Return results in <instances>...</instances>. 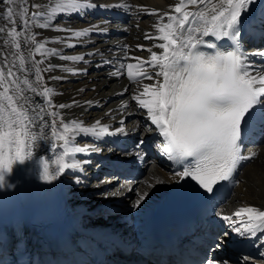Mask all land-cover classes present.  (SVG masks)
<instances>
[{
    "label": "snow or ice",
    "instance_id": "obj_1",
    "mask_svg": "<svg viewBox=\"0 0 264 264\" xmlns=\"http://www.w3.org/2000/svg\"><path fill=\"white\" fill-rule=\"evenodd\" d=\"M6 5H15L16 0H4ZM28 0H22L15 9L7 7L4 17L15 25L18 17L22 22V31L17 32L12 27L7 35L19 54V69H24V56L20 52L18 40L23 32L33 25L47 27L48 24H37L38 18L44 15L41 11L29 13ZM256 0H179L173 7L171 15L164 13L170 21L167 24H156L160 36H145V39H159L163 43L153 47L162 49L157 52L147 49L151 56L149 60H140L158 71L133 72V64H127V76L131 80L139 78L156 79L155 83L143 85L142 92L133 96L137 104L147 110V116L163 137L162 151L168 159L183 166L176 173L179 179L191 178L206 193H213L220 182L229 181L237 171L242 160H251L256 153L242 155L243 132L257 108H264V68L256 69L247 61V56L241 51L239 42L240 26L243 17L251 11ZM189 5L198 6V10H186ZM210 5V9L206 10ZM98 5L87 0H56L52 11H79L82 8H94ZM100 7H126L124 4L99 5ZM32 8L41 6L32 4ZM51 8V6H50ZM209 12L211 13L209 15ZM202 22V26H194ZM97 26L84 28L73 32L80 37L86 35ZM106 31L105 28H99ZM0 32H6L0 28ZM224 38L232 42L229 48H222L216 43ZM36 43L35 37L29 35L26 41ZM9 43V41H4ZM138 47H141L138 45ZM44 49L42 43H37L35 52ZM211 49L212 51H205ZM54 53L55 50H52ZM29 55H33L29 53ZM264 57V50L253 53ZM64 59L79 61L84 57L77 55ZM7 63V61H5ZM39 63V62H36ZM15 62L7 69L8 79L5 80L3 69H0V187H12L3 179L11 172L14 163H24L33 157V146L38 141L47 140L57 153L58 162L55 169H49L47 163L43 166L40 178L47 183L59 179L68 169H82V162L77 160V153H86L88 146H77L78 135H91L97 138L104 135L126 134L123 126L109 131V126L97 120L90 126L83 122L72 120L64 122L60 112L52 111V102L46 100L47 108L34 104L24 95L25 91L36 92V87L25 79L21 86L19 78L12 71ZM35 67V63L33 64ZM123 65L111 75L119 76ZM50 70V69H48ZM70 70V69H69ZM37 85L42 81L41 70L35 67ZM53 79H56L53 77ZM56 95L52 89L45 88L39 95ZM74 103H76L74 101ZM86 103H91L88 101ZM60 104L57 109L71 107ZM45 117L55 119L47 120ZM59 120V128L57 126ZM123 124V121L121 122ZM51 130V136L47 130ZM56 141L62 143H55ZM142 143V142H141ZM87 164L88 161H83ZM81 181L77 180V183ZM148 192L138 193L134 207H139L149 196ZM235 217V219H234ZM221 218L229 223L232 231L239 235L250 234L262 239L264 246V210L255 206H243L231 215ZM258 233L261 235L258 236ZM217 247H220L217 244ZM247 260L248 258H244ZM207 264H226V262L210 259Z\"/></svg>",
    "mask_w": 264,
    "mask_h": 264
},
{
    "label": "bare ground",
    "instance_id": "obj_2",
    "mask_svg": "<svg viewBox=\"0 0 264 264\" xmlns=\"http://www.w3.org/2000/svg\"><path fill=\"white\" fill-rule=\"evenodd\" d=\"M264 0H256L252 5L251 11L244 17H249L253 13L264 14L262 9ZM22 0H16L15 5H6L4 0H0V28H5L6 32H0V69H3L5 80L8 79L7 69L15 62L16 67L12 71L19 78V82L23 88L27 86L23 81L27 79L36 92L25 91L31 102L39 104L43 108H47L46 100L51 99L52 111H59L64 117V122L72 120L81 121L85 126L92 125L95 121H101V124L108 125L109 129H116L123 126L126 131L131 128L138 132L150 134L156 130L155 125L147 116V110L141 108L133 96L142 92L143 85L155 83L152 80L144 78L139 81L131 80L127 76V64L134 65L132 71L152 70L158 71L159 68H152L146 65L141 67V60H149L150 52H157L159 55L163 50L153 47L159 43H163L159 39H145V36L151 35L158 37L161 35L154 27L156 24H167L170 21L165 16L163 21L160 17L164 13L177 15L173 11V7L179 0H87V2L95 3L98 6L94 8H82L79 11L69 10L67 12L52 11L56 7V0H28L27 6L29 13L32 11H41L44 13L38 18L37 24L47 23V27H38L33 25L28 31L18 38L21 49L20 52L24 56V69H19V54L10 42L12 37L7 35L12 27L17 32L22 31V22L17 17L15 25L11 20L4 17L7 7L15 9L20 6ZM84 2V0H82ZM217 0H212L216 3ZM32 4L40 5L39 9L31 7ZM124 4L130 8L131 16L127 19L125 29L128 33L121 38L105 39L99 28L107 27V22L100 18L99 13L103 7L99 5ZM51 6V8H50ZM210 9V5L206 10ZM188 11H197L198 6L189 5ZM211 13L209 12V15ZM97 26L86 35L77 37L73 35L74 31L91 26ZM194 26H202V22ZM105 32H109L106 29ZM31 35L35 37L36 43L26 41ZM9 43H4V41ZM42 43L44 49L40 53L35 52L36 44ZM138 45L142 46L138 47ZM52 50H55L53 53ZM32 53L33 55H29ZM83 56V60L73 61L64 59V57ZM119 56H126V70L119 76L111 75L116 72L109 66L106 61H117ZM7 61V63H5ZM39 62V63H36ZM40 68L42 81L37 85L35 67ZM118 64H116L117 66ZM50 69V70H48ZM70 69V70H69ZM152 72V73H153ZM55 77L56 79H53ZM45 88L52 89L56 95L42 96L39 95ZM2 91V88H0ZM74 101L76 103H74ZM91 101V103H86ZM60 104L72 105L63 109H57ZM47 120L55 119L53 117H45ZM123 121V124L121 123ZM59 128V120H57ZM47 134L51 136V130H47ZM97 138L91 135H78L76 138L77 146H88L89 151L85 155L91 153L94 149ZM59 144L62 142L56 141ZM33 157L31 160H25L24 163H14L11 174L6 173V181L12 187L0 189V204L9 206L11 202L21 198L30 211V238H33L35 244H39L40 239V220L49 213L56 211L66 213L67 209L62 201V197L71 201L74 205H81L82 208H92L94 202L97 201L101 194L100 184L107 183L104 179L100 183L99 178L96 184L89 185L84 176H90L93 172L91 165L85 166L83 161L91 163L92 158L77 153L76 159L82 162V169H68L61 177L52 183H47L40 178L45 163L48 164L50 171L55 169L58 162L57 153L53 150L51 143L47 140L38 141L33 146ZM101 158L104 154L100 151ZM84 175V176H83ZM84 177V178H83ZM176 175L172 174L165 164V153L159 151L155 156L154 163L149 166L138 186L135 199L138 193L148 192L150 195L142 202L140 206L149 208L151 204L157 201L161 194L176 180ZM101 179V178H100ZM77 180L81 181L77 183ZM115 189L111 188V192ZM83 193L89 194L88 200H80ZM255 206L264 210V144L261 145V151L256 159L250 162L241 175V181L237 186L232 199L226 204L224 212L231 215L237 209L243 206ZM32 211V212H31ZM118 211V210H117ZM77 210V214L80 215ZM34 215V216H33ZM35 217V218H34ZM93 220H98L91 218ZM235 219V217H234ZM119 221L116 217H110L101 227H107ZM112 223V224H111ZM246 258V257H245ZM245 264H264V248L261 250L259 257H253L252 260L244 259Z\"/></svg>",
    "mask_w": 264,
    "mask_h": 264
},
{
    "label": "rangeland",
    "instance_id": "obj_3",
    "mask_svg": "<svg viewBox=\"0 0 264 264\" xmlns=\"http://www.w3.org/2000/svg\"><path fill=\"white\" fill-rule=\"evenodd\" d=\"M101 179L99 178L98 179V181L101 183L102 182V180L100 181ZM92 184H96L97 185V183H96V180H92L91 182H89V185H92ZM112 224V223H111Z\"/></svg>",
    "mask_w": 264,
    "mask_h": 264
},
{
    "label": "clouds",
    "instance_id": "obj_4",
    "mask_svg": "<svg viewBox=\"0 0 264 264\" xmlns=\"http://www.w3.org/2000/svg\"><path fill=\"white\" fill-rule=\"evenodd\" d=\"M32 159V158H31ZM31 159H28V160H31ZM8 174L10 175L11 172H8ZM4 180H6V176L3 177ZM0 189H3V187H0Z\"/></svg>",
    "mask_w": 264,
    "mask_h": 264
}]
</instances>
